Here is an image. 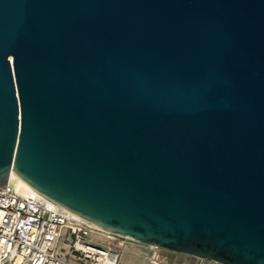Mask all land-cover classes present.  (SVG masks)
Here are the masks:
<instances>
[{
	"label": "water",
	"instance_id": "water-1",
	"mask_svg": "<svg viewBox=\"0 0 264 264\" xmlns=\"http://www.w3.org/2000/svg\"><path fill=\"white\" fill-rule=\"evenodd\" d=\"M220 264H264V0H0V188Z\"/></svg>",
	"mask_w": 264,
	"mask_h": 264
},
{
	"label": "built area",
	"instance_id": "built-area-1",
	"mask_svg": "<svg viewBox=\"0 0 264 264\" xmlns=\"http://www.w3.org/2000/svg\"><path fill=\"white\" fill-rule=\"evenodd\" d=\"M91 227L32 188L21 191L9 182L0 188V264H70L57 251L61 239L70 253L115 264L116 253L85 241ZM153 248L147 264H164L159 248ZM194 259L195 264H220Z\"/></svg>",
	"mask_w": 264,
	"mask_h": 264
},
{
	"label": "rangeland",
	"instance_id": "rangeland-1",
	"mask_svg": "<svg viewBox=\"0 0 264 264\" xmlns=\"http://www.w3.org/2000/svg\"><path fill=\"white\" fill-rule=\"evenodd\" d=\"M86 242L110 250L118 255L115 264H147L148 256L154 248L141 244L128 238L119 237L91 227ZM64 239L57 244V251L61 252L70 264H106L98 258L84 259L78 254L70 253L67 250ZM164 260V264H195L193 257L158 249Z\"/></svg>",
	"mask_w": 264,
	"mask_h": 264
},
{
	"label": "bare ground",
	"instance_id": "bare-ground-1",
	"mask_svg": "<svg viewBox=\"0 0 264 264\" xmlns=\"http://www.w3.org/2000/svg\"><path fill=\"white\" fill-rule=\"evenodd\" d=\"M9 184L14 187V188H18L21 191H27L30 190V186H28L23 180H21L17 175H15L14 173H11L10 178H9ZM89 226H92L89 224ZM93 228L97 229L96 227L92 226ZM102 231V230H101ZM95 254L98 255H103L102 253H98L95 252ZM109 255H107L106 258H108Z\"/></svg>",
	"mask_w": 264,
	"mask_h": 264
}]
</instances>
